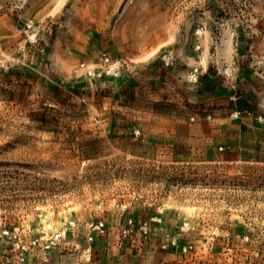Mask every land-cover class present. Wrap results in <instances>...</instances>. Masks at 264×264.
Returning <instances> with one entry per match:
<instances>
[{
    "label": "rangeland",
    "instance_id": "1",
    "mask_svg": "<svg viewBox=\"0 0 264 264\" xmlns=\"http://www.w3.org/2000/svg\"><path fill=\"white\" fill-rule=\"evenodd\" d=\"M0 264H264V0H0Z\"/></svg>",
    "mask_w": 264,
    "mask_h": 264
},
{
    "label": "built area",
    "instance_id": "2",
    "mask_svg": "<svg viewBox=\"0 0 264 264\" xmlns=\"http://www.w3.org/2000/svg\"><path fill=\"white\" fill-rule=\"evenodd\" d=\"M105 63L107 65V68L106 69H107L108 72H110V73H116V69L117 68H115L114 65H112V63L110 61V58L108 56L105 57ZM197 72H198V68H195L194 71L191 72V75H192V77H193L194 80H196L197 77H198L197 76L198 75ZM89 73H92V71L89 70ZM103 225H104L103 222H100V224H99L98 227L100 229H102ZM18 251H20L19 253L22 255L21 260H24L26 256L35 255L36 254V251H38V250H18Z\"/></svg>",
    "mask_w": 264,
    "mask_h": 264
}]
</instances>
